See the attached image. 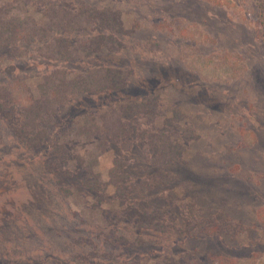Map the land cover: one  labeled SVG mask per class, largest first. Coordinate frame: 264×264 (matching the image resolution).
<instances>
[{"label":"rangeland","instance_id":"rangeland-1","mask_svg":"<svg viewBox=\"0 0 264 264\" xmlns=\"http://www.w3.org/2000/svg\"><path fill=\"white\" fill-rule=\"evenodd\" d=\"M55 1L119 8L133 33L123 37V51L81 61L49 60L43 54L53 46L44 44L0 50V90L10 88L18 103L15 124L27 131L46 118L34 114V101L51 97L46 77L60 70L117 67L131 74L129 86L73 97L37 147L0 112V264H209L210 256L218 264H264L263 3L48 2ZM41 2L0 0V17L24 18L41 35L51 24L35 9ZM102 76L95 88L104 86ZM130 104L138 111L123 108ZM98 131L111 145L86 143ZM175 143L187 148V163L153 167L163 162L158 151ZM117 161L129 174L124 203L112 180ZM49 162L72 177L55 176ZM157 172L178 175L177 182L145 192ZM211 224L222 226L220 235L210 234Z\"/></svg>","mask_w":264,"mask_h":264},{"label":"trees","instance_id":"trees-1","mask_svg":"<svg viewBox=\"0 0 264 264\" xmlns=\"http://www.w3.org/2000/svg\"><path fill=\"white\" fill-rule=\"evenodd\" d=\"M44 1L45 2H41V4L36 3L35 9L43 13V16H45V18L47 17V20H49L51 24L43 29L41 35L39 33H31L28 21L24 20V18H12L8 21V19H2L0 17V50L16 47L21 42H27L33 45L44 44V47L53 46L54 51L51 54H43V56L49 60L59 62L81 61L92 58L94 55L105 51L112 53L123 51L126 48L123 37L133 33L132 30L126 29L123 20V12L119 8L111 6L100 8L88 2H82L75 7L67 1L61 3L55 1L54 4L48 2L53 0ZM260 1L264 5V0ZM57 5H60L62 8L58 9L56 7ZM52 6H55V10H52ZM33 25L37 27L36 23H33ZM58 73L57 75L46 77V84L48 82L54 86L51 97L49 98V92H46L43 94V97H45L44 101H34V114L38 112L39 114L45 115L46 118L39 117L32 125L29 124V127H33H30L27 131L24 129L22 122L20 125L21 128L15 124L16 119L12 114L17 112L18 103L12 98L11 89L6 88V86L0 90V112L3 111L5 114L9 113L7 115L9 116L8 120L11 123V127L23 141H28L27 143H30V141L36 140L35 144H31L32 146H41L46 139L50 137L48 126L61 117L60 109L63 106L69 105L73 97L79 94L114 92L123 89L129 86L131 76V74H125L123 69L111 66H101L94 70L91 69L89 72L82 73L69 72V70H60ZM99 73H103V76L98 81H102L104 86L95 88L98 87L96 86L97 82L95 81V77ZM3 90L7 93L6 95L1 94ZM3 102L6 103V107ZM143 106L145 107L147 105L145 104ZM123 108L129 109L130 111H138V106L133 104ZM150 111L152 117H154L155 112L152 110ZM27 112L28 110H26L25 113L28 114ZM168 127H172V125L169 124ZM128 131L131 132L129 128ZM102 135V132L98 131L97 134L93 133L92 138L90 137L85 141L86 143L95 144L104 141L108 146L111 145L113 142L111 136L103 137ZM36 136H39L38 140ZM167 148L169 149L158 151L157 156L161 154L163 156V162L158 164L155 160L152 162L153 167L168 169L177 166L179 163H187L188 160L185 158L187 148L185 145L183 146L181 143H175L173 146H167ZM120 164L121 163L117 161V169H113L112 180L113 183L117 185L118 189L121 190L119 197L123 199L124 203L131 193V189H129L125 183L126 180H128L127 176H129V174L125 171V166H121L122 164ZM47 166L51 173L58 177H64V180L72 177V173L69 172L68 169L55 165L53 162H49ZM157 174H159V178L154 179L151 184H147L148 187L146 186L147 188H144L145 192L154 190L159 184L171 186L175 184L178 179V175H166L161 172H157ZM64 180H61L60 183H63ZM92 182V180L87 181L88 185H94ZM89 188L90 190L95 189L94 186H89ZM192 190V184L188 183L185 191L192 192ZM171 195L175 196L173 192H171ZM174 207L175 205L172 209ZM162 212L163 211H159L158 213ZM210 227L212 228L211 235L221 234L222 226L212 225ZM207 262L209 264H218L217 260L212 256L208 258Z\"/></svg>","mask_w":264,"mask_h":264}]
</instances>
